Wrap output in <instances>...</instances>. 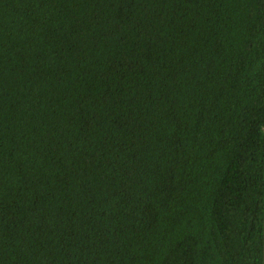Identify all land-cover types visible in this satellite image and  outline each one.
Here are the masks:
<instances>
[{"label":"trees","instance_id":"16d2710c","mask_svg":"<svg viewBox=\"0 0 264 264\" xmlns=\"http://www.w3.org/2000/svg\"><path fill=\"white\" fill-rule=\"evenodd\" d=\"M264 0H0V264H262Z\"/></svg>","mask_w":264,"mask_h":264},{"label":"water","instance_id":"95a60500","mask_svg":"<svg viewBox=\"0 0 264 264\" xmlns=\"http://www.w3.org/2000/svg\"><path fill=\"white\" fill-rule=\"evenodd\" d=\"M262 264H264V200H263V220H262Z\"/></svg>","mask_w":264,"mask_h":264}]
</instances>
